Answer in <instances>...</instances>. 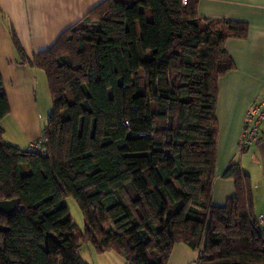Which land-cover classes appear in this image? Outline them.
<instances>
[{
  "label": "trees",
  "instance_id": "obj_1",
  "mask_svg": "<svg viewBox=\"0 0 264 264\" xmlns=\"http://www.w3.org/2000/svg\"><path fill=\"white\" fill-rule=\"evenodd\" d=\"M195 3L106 0L34 54L52 100L46 151L7 142L0 125V200L20 199L0 212V264H88L82 243L125 264H166L180 242L197 264H264L239 162L222 173L235 194L212 203L217 83L233 68L223 42L245 28L199 18ZM9 110L0 73V121Z\"/></svg>",
  "mask_w": 264,
  "mask_h": 264
},
{
  "label": "crops",
  "instance_id": "obj_2",
  "mask_svg": "<svg viewBox=\"0 0 264 264\" xmlns=\"http://www.w3.org/2000/svg\"><path fill=\"white\" fill-rule=\"evenodd\" d=\"M104 1L0 0V73L10 109L0 121L4 140L28 149L42 137L52 102L40 108L38 88L43 84L41 80L46 82V76L32 64L33 56L52 46L62 31L82 22ZM195 8L199 18L229 21L245 28L244 34L229 36L223 42L233 68L220 76L217 83L218 137L212 203L223 205L235 194L234 180L222 176L233 161L239 162L249 175L252 196L256 188L264 199V122L259 127L261 139L238 153L246 111L264 89V0H196ZM13 38L21 46L25 60L21 59ZM254 214L264 220V209ZM83 245L85 251L79 248L78 253L88 264H125L124 258L114 251L96 252L89 243ZM196 257L194 250L180 242L173 245L166 264H192Z\"/></svg>",
  "mask_w": 264,
  "mask_h": 264
},
{
  "label": "built area",
  "instance_id": "obj_3",
  "mask_svg": "<svg viewBox=\"0 0 264 264\" xmlns=\"http://www.w3.org/2000/svg\"><path fill=\"white\" fill-rule=\"evenodd\" d=\"M187 0H182V4H186ZM264 122V89L261 96L253 102L252 105L247 109L244 119L243 128L240 134V143L238 150L241 151L243 148L250 146L252 143L258 141L259 127ZM46 138L40 137L37 141H34L28 146V151L39 154H44ZM260 223L261 233L264 236V220L258 218ZM193 264H197L195 259Z\"/></svg>",
  "mask_w": 264,
  "mask_h": 264
},
{
  "label": "rangeland",
  "instance_id": "obj_4",
  "mask_svg": "<svg viewBox=\"0 0 264 264\" xmlns=\"http://www.w3.org/2000/svg\"><path fill=\"white\" fill-rule=\"evenodd\" d=\"M41 82L43 84H39L37 98H38V101L40 104V108L44 109V108H46V106L49 103L52 102V100H51V96H50L49 91L47 92L46 82L43 80H41ZM47 121L48 120L46 117L45 124H47ZM8 128H10V127L8 126ZM12 132H13V130H11V133ZM9 135H10V132L8 129V136ZM9 138H11V135L9 136ZM253 185L255 186L254 183H253ZM254 191H256V192H255L254 197H253V206H254L253 210L256 214H259L260 211L264 209V199L261 196L262 192L260 191V189L254 188ZM64 203L67 206L69 215L72 218L75 225L78 227L79 230H83L84 219H83L82 212H81L76 200L72 196H66L64 199ZM79 248H80L81 252L85 251V245H83V243L80 245Z\"/></svg>",
  "mask_w": 264,
  "mask_h": 264
},
{
  "label": "water",
  "instance_id": "obj_5",
  "mask_svg": "<svg viewBox=\"0 0 264 264\" xmlns=\"http://www.w3.org/2000/svg\"><path fill=\"white\" fill-rule=\"evenodd\" d=\"M19 202V198L0 200V212L6 214L7 216L11 215L15 211Z\"/></svg>",
  "mask_w": 264,
  "mask_h": 264
}]
</instances>
